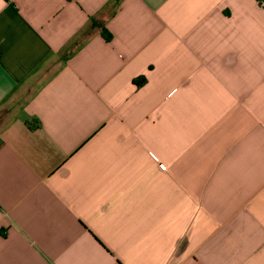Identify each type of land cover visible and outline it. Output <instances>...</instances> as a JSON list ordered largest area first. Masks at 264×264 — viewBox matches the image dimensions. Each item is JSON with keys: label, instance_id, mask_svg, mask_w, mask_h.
I'll return each mask as SVG.
<instances>
[{"label": "crops", "instance_id": "0c3cea01", "mask_svg": "<svg viewBox=\"0 0 264 264\" xmlns=\"http://www.w3.org/2000/svg\"><path fill=\"white\" fill-rule=\"evenodd\" d=\"M0 264H264V0H0Z\"/></svg>", "mask_w": 264, "mask_h": 264}, {"label": "trees", "instance_id": "16d2710c", "mask_svg": "<svg viewBox=\"0 0 264 264\" xmlns=\"http://www.w3.org/2000/svg\"><path fill=\"white\" fill-rule=\"evenodd\" d=\"M101 32H102V36L105 38V40H107V41L111 40V34L106 29H103Z\"/></svg>", "mask_w": 264, "mask_h": 264}]
</instances>
